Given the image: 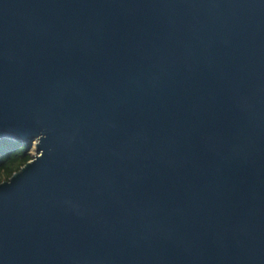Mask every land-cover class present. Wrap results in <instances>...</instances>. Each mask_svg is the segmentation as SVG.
Returning <instances> with one entry per match:
<instances>
[{
    "label": "water",
    "instance_id": "95a60500",
    "mask_svg": "<svg viewBox=\"0 0 264 264\" xmlns=\"http://www.w3.org/2000/svg\"><path fill=\"white\" fill-rule=\"evenodd\" d=\"M0 264H264V0H0Z\"/></svg>",
    "mask_w": 264,
    "mask_h": 264
},
{
    "label": "trees",
    "instance_id": "16d2710c",
    "mask_svg": "<svg viewBox=\"0 0 264 264\" xmlns=\"http://www.w3.org/2000/svg\"><path fill=\"white\" fill-rule=\"evenodd\" d=\"M33 144L0 141V184L10 181L32 161Z\"/></svg>",
    "mask_w": 264,
    "mask_h": 264
},
{
    "label": "rangeland",
    "instance_id": "374dc122",
    "mask_svg": "<svg viewBox=\"0 0 264 264\" xmlns=\"http://www.w3.org/2000/svg\"><path fill=\"white\" fill-rule=\"evenodd\" d=\"M36 154V148H35V145H33V148H32V156H35Z\"/></svg>",
    "mask_w": 264,
    "mask_h": 264
}]
</instances>
